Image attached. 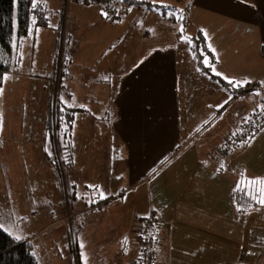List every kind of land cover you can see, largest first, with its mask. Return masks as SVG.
Instances as JSON below:
<instances>
[{
  "label": "rangeland",
  "instance_id": "rangeland-1",
  "mask_svg": "<svg viewBox=\"0 0 264 264\" xmlns=\"http://www.w3.org/2000/svg\"><path fill=\"white\" fill-rule=\"evenodd\" d=\"M42 1L48 5L49 25L31 28L22 50L23 60L5 74L1 87L0 224L16 240L29 242L37 264H96L94 256L84 251L78 250L77 255L71 240L72 228L77 227L82 243L81 232L85 237H88L87 232L97 233L105 219L101 208L112 210L115 216L121 215L120 206L132 213L139 207L128 205L129 196L143 188L133 192L138 178L132 163L138 156L135 157L117 127L118 83L131 69L136 55L131 48L125 52L123 49L128 44L136 48L141 56L135 59L142 62L145 59L143 51L148 46L150 49L162 47L169 40L170 25L148 27L142 38L139 30L145 28L129 29L131 37L128 38L127 27L116 31L119 23L108 16L103 0ZM112 5L117 6L120 17L130 14L136 19L142 12L154 13L143 11L146 6L142 8L127 0H112ZM166 12L183 16L179 21L183 31L176 61L193 56L191 61L183 63L180 71L187 85L196 92L189 93L184 101L181 78L177 88L180 107L201 112L206 119L197 148L200 151L202 145H206L207 153L219 158L215 153L218 148L224 150V141H219L222 131L224 135L237 132L239 137L233 158L244 166H239L234 174L240 178L242 172L246 174L258 164L254 159L258 152L264 158V144L258 146L261 139L254 137L246 141L243 138L249 118L260 107L264 108V84L261 82L253 88L252 84L250 87L243 84L249 92L239 95L233 106L226 107L225 101L234 95L233 86L215 77V72L204 61L193 63V59L198 58L196 42L187 36V32H191L185 27L183 13L186 11L167 6ZM99 16L103 24L94 22ZM174 19L173 24L178 22ZM89 27L105 31L100 35L87 34ZM76 29L79 36L74 32ZM155 31L162 35H156ZM84 32L85 37H90L87 41L81 37ZM206 57L209 61V56ZM246 81L251 83V80ZM67 86L71 87L70 91ZM257 94L263 102L259 97L255 100ZM56 100L64 117L62 114L59 124L53 127L50 107H54ZM220 105L223 107H218ZM222 111V117L218 118ZM66 113H72L73 119ZM193 115L190 114L189 121L197 122L198 118H192ZM49 116L52 117L50 125ZM199 125L204 124L199 122ZM145 142L150 143L149 139ZM154 144L157 146V142ZM157 150L162 153L161 149ZM247 177H250L249 171ZM138 203L143 208L146 206L144 194L139 195L135 205ZM259 216L264 217V212L255 213L256 225H260ZM258 235V241L264 242V232ZM255 249L259 257L263 256L260 264H264V244Z\"/></svg>",
  "mask_w": 264,
  "mask_h": 264
},
{
  "label": "crops",
  "instance_id": "crops-1",
  "mask_svg": "<svg viewBox=\"0 0 264 264\" xmlns=\"http://www.w3.org/2000/svg\"><path fill=\"white\" fill-rule=\"evenodd\" d=\"M137 1L141 3L133 5L146 6L143 11L152 10L154 13L142 12L136 19L126 14L117 22L119 26L116 31L127 27L129 38V29L143 27L145 30L140 29L138 34L142 38L148 27L155 29L159 24L170 25L167 33L169 40L162 47L150 49L151 46H148V49H142L145 57L142 62L135 59L141 56L136 48L128 44L123 49L125 52L131 48L136 55L131 69L118 83L117 127L127 145L133 149L135 157L138 156L137 161L132 163L138 178L133 192L143 188L137 194H130L128 205L139 208L128 213L120 206L121 215L118 216L113 215L112 210L101 208L100 213L105 219L97 233L87 232L88 237H85L81 232L83 236L79 237L83 239L82 243L77 227H73L71 240L76 253L78 255L80 250L94 256L93 262L98 261L96 264H135L139 254L135 236L139 221L137 223L136 219L140 220L150 209H154L163 221L157 232L158 264H260L263 256H258L255 247L264 244L258 241V233L264 232V217L259 216L257 220L260 225H256L254 215L263 213L264 209L244 208L250 200L249 181L264 176V158L258 152V157H254L258 164L248 170L250 177H247V171L238 178L234 172L244 165L233 158L236 148L226 156L219 154V158L207 153L206 145L198 150L199 133L205 127L206 119L201 112L180 107L177 88L181 78L184 101H187L189 93L196 92L187 85L188 81L180 71L183 63L191 61L193 56L176 61L182 35L181 24H173L165 5L186 11L185 27L191 32H187V36L194 39L196 34H201L206 49L211 53L208 68L214 65L216 72L222 74H214L215 77L223 78L220 79L228 84L229 80H251L249 84L261 81L264 84V0ZM94 22L103 24L100 16ZM86 31L87 34L100 35L105 30L89 27ZM74 32L79 36L78 29ZM85 33L81 37L87 41L90 37H85ZM154 33L162 35L157 31ZM187 44L190 46V41ZM198 50H201L200 47ZM198 53L204 54L202 50ZM206 56H201V64ZM196 60L193 59V63ZM91 68L95 67L92 65ZM175 76L177 79H174ZM67 87L70 91L71 87ZM233 93L226 107L229 104L233 106V101L239 99V95L246 94ZM258 97L263 102L258 94L255 100L258 101ZM223 112L218 118L222 117ZM190 114H194L192 118H198L197 122L189 121ZM199 122L204 125H199ZM222 132L220 142L227 135H224L225 131ZM262 133L264 127L255 136L262 140L258 146L264 144ZM147 139L150 143L145 142ZM156 142L157 146L154 144ZM175 150L176 154L173 155ZM158 168L160 170L156 171ZM236 191L241 192L239 196ZM138 194H144L146 198L144 208L140 203L135 205Z\"/></svg>",
  "mask_w": 264,
  "mask_h": 264
},
{
  "label": "trees",
  "instance_id": "trees-1",
  "mask_svg": "<svg viewBox=\"0 0 264 264\" xmlns=\"http://www.w3.org/2000/svg\"><path fill=\"white\" fill-rule=\"evenodd\" d=\"M129 3H141L137 0H128ZM106 3V6L114 9V14L109 17L112 18V21L117 23L122 19L123 16H119L118 8L116 5H112V0H103ZM151 5V4H149ZM148 5V6H149ZM155 8H159L157 5H152ZM108 12V9H107ZM183 15H185L183 13ZM170 18H175L174 20H178V24H180L179 16H174L172 13L169 15ZM49 9L48 5L42 0H0V88L3 86V81L5 74L9 73L16 66H19L20 61L22 59L21 50L23 43L27 40L29 35L31 34V28L33 26L45 27L49 25ZM196 42V55L198 58V63L202 62L201 56L208 55L211 57V53L206 49L203 37L200 33L195 35L193 39ZM198 47L202 50L204 54L198 53L201 50H198ZM201 54V55H200ZM224 82V81H222ZM226 83V82H224ZM261 81L255 82L251 85V87H255V85L260 84ZM228 84V83H227ZM229 85V84H228ZM250 87V84L247 85ZM245 85L242 86H233V91L237 94L247 93L249 92L248 87ZM59 112V113H58ZM58 113V114H57ZM52 114L54 125L56 127L59 124L60 119L62 118L63 112H60L59 105L57 100L54 104V107H50V115ZM66 115L73 119V114L66 113ZM256 115H262L261 124L257 123ZM52 117L49 116V125L52 122ZM64 117V114H63ZM251 126H255V131L251 134L245 136V132H243V138L246 141L254 138L264 127V108L258 109L256 112L252 114L249 118V121L245 125V129ZM244 129V131H245ZM238 134L237 132H230L228 135L224 137L223 143V152L222 149L218 148L217 153L220 155H228L231 153L237 146L236 141L232 142L231 137ZM219 147V146H218ZM258 179H264V176ZM257 180V179H255ZM250 200L249 203L246 200V207L244 210L254 207V209H264V204L258 202V199H253L252 196L256 195L259 198L260 193L256 191V189H264V185L262 184H250ZM248 187V188H249ZM246 189H244L245 191ZM240 191H236V195H240ZM244 193V192H243ZM242 193V194H243ZM244 198V196H242ZM249 198V197H248ZM242 210V211H244ZM154 216L158 221L153 229L154 242L155 246L152 248L153 252L156 253L157 258L154 260L155 264H158V253H157V243H158V229L162 224L161 218L156 214L154 209H150L148 213H146L140 220L138 224V228L140 223L142 222L144 217ZM136 240L139 247V254L137 259L135 260V264H140L141 252L142 248L140 246L141 235L138 234V229L135 233ZM0 264H37L36 258L31 251V247L29 242L19 241L13 238L9 233H7L4 229L0 228Z\"/></svg>",
  "mask_w": 264,
  "mask_h": 264
},
{
  "label": "built area",
  "instance_id": "built-area-1",
  "mask_svg": "<svg viewBox=\"0 0 264 264\" xmlns=\"http://www.w3.org/2000/svg\"><path fill=\"white\" fill-rule=\"evenodd\" d=\"M108 14L113 15L114 9L111 7H108ZM261 117L262 115H256L257 123L261 124ZM255 131V126H251L249 128L245 129V136L248 134H251ZM238 134H235V136L231 137V141L234 142L238 139ZM159 224V221L154 216H147L144 217L142 222L140 223V226L138 228V234L141 235V242L140 246L142 248L141 252V258H140V264H155V259L157 258V255L155 252H153L152 248L155 246L154 242V235H153V229L156 224Z\"/></svg>",
  "mask_w": 264,
  "mask_h": 264
},
{
  "label": "snow or ice",
  "instance_id": "snow-or-ice-1",
  "mask_svg": "<svg viewBox=\"0 0 264 264\" xmlns=\"http://www.w3.org/2000/svg\"><path fill=\"white\" fill-rule=\"evenodd\" d=\"M155 2V0H154ZM165 7H167V5H165ZM171 15V13H169ZM179 19H183V16L181 15L179 17ZM181 31H183V27L181 26ZM209 47H211V45H209ZM214 51V50H213ZM206 64H209V61L207 60V57H205V61H204ZM212 67V71L215 72L216 75H222L221 73H218L216 72L215 70V67L214 65H210ZM225 79H228L227 77H225ZM248 83V81H233V80H229V84H231L232 86H242L243 84H246ZM3 92V89L0 88V94H2ZM227 103V101H225V104ZM218 107H223V105H220ZM2 113H0V128H2ZM250 184H262L264 185V179H257V180H252V181H249ZM257 192L260 193L259 195V198L256 196V195H253L252 198L253 199H258V202L261 203V204H264V189H256ZM101 198H104L103 197V194H101ZM0 228H3V225L0 224ZM17 239H19V237H17ZM126 239V238H125Z\"/></svg>",
  "mask_w": 264,
  "mask_h": 264
}]
</instances>
